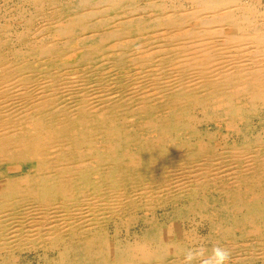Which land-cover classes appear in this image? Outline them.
Masks as SVG:
<instances>
[{
  "label": "bare ground",
  "instance_id": "obj_1",
  "mask_svg": "<svg viewBox=\"0 0 264 264\" xmlns=\"http://www.w3.org/2000/svg\"><path fill=\"white\" fill-rule=\"evenodd\" d=\"M255 2L0 0V264H264Z\"/></svg>",
  "mask_w": 264,
  "mask_h": 264
},
{
  "label": "clouds",
  "instance_id": "obj_2",
  "mask_svg": "<svg viewBox=\"0 0 264 264\" xmlns=\"http://www.w3.org/2000/svg\"><path fill=\"white\" fill-rule=\"evenodd\" d=\"M206 251L207 249L204 247L186 249L184 252L185 264H191L192 261L204 257ZM230 259V251L217 244L212 247L211 255L201 259V264H229Z\"/></svg>",
  "mask_w": 264,
  "mask_h": 264
},
{
  "label": "rangeland",
  "instance_id": "obj_3",
  "mask_svg": "<svg viewBox=\"0 0 264 264\" xmlns=\"http://www.w3.org/2000/svg\"><path fill=\"white\" fill-rule=\"evenodd\" d=\"M256 4V6H257V8L259 9V11H260V13H262V14H264V0H257V2H255ZM259 6V7H258ZM256 122V120H254V123ZM188 222H191V221H188ZM188 222H186L185 221V225H186V227L188 226V227H192V226H194V225H192V226H190V225H188ZM27 258L28 259H31V260H35V256L33 255V254H30V255H28L27 256Z\"/></svg>",
  "mask_w": 264,
  "mask_h": 264
}]
</instances>
